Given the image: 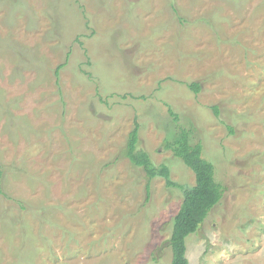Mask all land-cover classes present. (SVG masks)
Segmentation results:
<instances>
[{
    "label": "rangeland",
    "instance_id": "374dc122",
    "mask_svg": "<svg viewBox=\"0 0 264 264\" xmlns=\"http://www.w3.org/2000/svg\"><path fill=\"white\" fill-rule=\"evenodd\" d=\"M136 122L223 187L189 264H264V0H0V264H172L183 191L126 157Z\"/></svg>",
    "mask_w": 264,
    "mask_h": 264
},
{
    "label": "trees",
    "instance_id": "16d2710c",
    "mask_svg": "<svg viewBox=\"0 0 264 264\" xmlns=\"http://www.w3.org/2000/svg\"><path fill=\"white\" fill-rule=\"evenodd\" d=\"M189 88L198 93L200 85L192 83ZM214 111L219 116V109L215 108ZM170 113L175 115L172 110ZM139 130L140 125L136 122L135 128L129 135L126 157L134 166L143 168L150 181L157 177L163 178L167 187H175L183 191L184 201L173 220L169 242L173 252L172 264H189L186 240L198 231L210 212L220 203L223 198V187L216 180L215 166L203 157V146L192 143L190 130L180 129L179 132L170 135L166 143V148L195 174V185L190 187L174 183L167 165L154 166L150 155L138 148ZM1 184L0 171V194H3Z\"/></svg>",
    "mask_w": 264,
    "mask_h": 264
}]
</instances>
